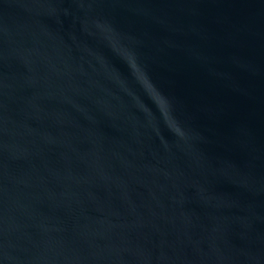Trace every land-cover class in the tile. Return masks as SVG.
Segmentation results:
<instances>
[{
    "label": "water",
    "instance_id": "obj_1",
    "mask_svg": "<svg viewBox=\"0 0 264 264\" xmlns=\"http://www.w3.org/2000/svg\"><path fill=\"white\" fill-rule=\"evenodd\" d=\"M0 264H264V0H0Z\"/></svg>",
    "mask_w": 264,
    "mask_h": 264
},
{
    "label": "clouds",
    "instance_id": "obj_2",
    "mask_svg": "<svg viewBox=\"0 0 264 264\" xmlns=\"http://www.w3.org/2000/svg\"><path fill=\"white\" fill-rule=\"evenodd\" d=\"M129 63H130V66L133 70L135 71H139L138 68H137V65L135 64V62L131 59V57H129ZM141 80L143 81L144 80V77L141 76ZM161 107L163 108V102L162 101H159Z\"/></svg>",
    "mask_w": 264,
    "mask_h": 264
}]
</instances>
